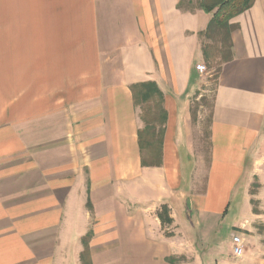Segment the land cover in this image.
Segmentation results:
<instances>
[{"label":"crops","instance_id":"obj_1","mask_svg":"<svg viewBox=\"0 0 264 264\" xmlns=\"http://www.w3.org/2000/svg\"><path fill=\"white\" fill-rule=\"evenodd\" d=\"M201 1L0 0V264H82L88 233L91 264H264V0L230 20L207 159L189 111L215 11ZM144 82L166 112L155 167L130 90Z\"/></svg>","mask_w":264,"mask_h":264},{"label":"trees","instance_id":"obj_2","mask_svg":"<svg viewBox=\"0 0 264 264\" xmlns=\"http://www.w3.org/2000/svg\"><path fill=\"white\" fill-rule=\"evenodd\" d=\"M254 0H202L200 7L206 12L215 9L212 17L204 31L203 36L208 40H214L220 44L222 56L217 65V73L223 63L232 59L231 52V33L238 27L237 24L231 23L230 20L238 14L247 10ZM180 5V3H179ZM215 45L213 50L220 49ZM210 47L203 45L202 54L206 63H210L215 54H211ZM217 76V75H216ZM134 103L141 108V119L143 127L138 131V142L141 150L142 166H160L162 159V141L164 134V124L166 122V112L163 108V95L154 82L137 83L130 86ZM149 105V106H147ZM152 105V106H151ZM143 106H147L142 110ZM158 218L161 223L170 221L168 207L162 205V212L158 211ZM90 234L82 238L84 249L80 255L82 264H91L87 241ZM173 262V259H169Z\"/></svg>","mask_w":264,"mask_h":264},{"label":"rangeland","instance_id":"obj_3","mask_svg":"<svg viewBox=\"0 0 264 264\" xmlns=\"http://www.w3.org/2000/svg\"><path fill=\"white\" fill-rule=\"evenodd\" d=\"M202 45L210 47L209 51L213 55L215 54V58L211 60L210 63L203 62L205 65V71L198 74L197 76V86L198 89L194 91L193 96L190 98V117L191 123L193 127V142H194V157H204L207 159L208 157V150H209V141H208V125L210 119V108L213 100L214 94V87H215V79L217 75V65L216 63L219 61L220 57L222 56L220 44L215 42L214 40H208L206 38H202L201 41ZM215 45L219 46L220 49L215 50L212 47ZM149 106V105H147ZM147 106H143L142 110L144 111ZM152 106V105H151ZM202 169L200 168V172ZM201 175H205V169ZM255 183L250 188V192L254 193L255 191ZM200 189V186H195L192 188L191 191L196 192ZM192 192V193H193ZM239 197V196H238ZM238 197L236 199H238ZM253 207L259 206L258 202L252 201ZM162 212V206H160L159 210ZM158 213V212H157ZM241 214V211L239 210ZM190 223L194 224V219H192L191 213L188 214ZM170 218V217H169ZM162 227L165 229L166 235H172L175 230L176 226H173L172 219L170 221H165L161 223ZM223 233V232H222ZM195 252V251H193ZM234 260H239L240 257H234ZM174 260L177 264H187L189 263L187 257L178 256L175 257Z\"/></svg>","mask_w":264,"mask_h":264},{"label":"built area","instance_id":"obj_4","mask_svg":"<svg viewBox=\"0 0 264 264\" xmlns=\"http://www.w3.org/2000/svg\"><path fill=\"white\" fill-rule=\"evenodd\" d=\"M196 70L198 73H202L205 71V65L204 64H198L196 66ZM231 248L232 253L235 257H240L243 253V240L238 235H233L231 238Z\"/></svg>","mask_w":264,"mask_h":264}]
</instances>
